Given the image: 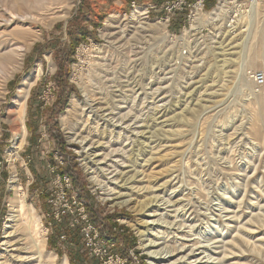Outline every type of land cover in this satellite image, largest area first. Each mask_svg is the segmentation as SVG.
I'll return each mask as SVG.
<instances>
[{"label":"rangeland","instance_id":"1","mask_svg":"<svg viewBox=\"0 0 264 264\" xmlns=\"http://www.w3.org/2000/svg\"><path fill=\"white\" fill-rule=\"evenodd\" d=\"M130 1L48 0V17L37 24L28 23L30 28H35L33 31L38 39L26 52L22 69L7 81L5 90L0 96V122H2L0 123V255L3 251L5 223L11 199L21 197L27 207L34 210L42 225L41 228L46 229L49 223L46 214L50 208L46 205L44 197L52 183V169L58 167L61 170L74 166L77 176L101 214L102 219L98 225L103 226V229L123 230L124 233L118 232V235L128 236L131 242L130 249H133L138 259L137 264H149L148 255L140 248L141 237L137 230L139 223L147 218L144 210L142 212L130 205L119 204L121 200H111L107 197L97 180L92 178L93 175L83 165L82 146L76 143L77 141H71L68 130L61 124V117L73 99L86 98L83 89L90 95L102 94L105 100H111L114 96L113 91L120 85H129L126 88L129 90L132 87L135 90L140 89L135 95L129 91L125 92V103L115 104L119 105L116 109L123 107L122 112H127L130 116L121 124L123 127L129 126L127 129L129 133L120 135L118 132L122 129L119 127L114 129L104 124L99 127V132H105L103 137H96L101 140L104 148L100 152L109 154L108 159L111 158L108 163L111 167L104 166L106 171L103 170L98 174V179L103 184L109 174L106 168H109V171H129L128 176H136V172L141 170L144 159H149L153 153L155 155L159 151L160 140L166 141V136L161 139L162 135L147 134L146 137L149 136L150 139L145 142L146 147L143 152L137 154L135 151L140 147L137 145L140 136L131 135L135 133L136 127L144 131H167L164 134L167 135V162L158 161L150 166V169L154 168L161 174L167 170V180L174 176L167 186L168 189L157 193L160 202L158 207L152 209L155 213L152 219L159 217L157 218L159 223L167 226V235L168 232L176 231L170 227L172 224H174L172 227L178 228L179 225H183V220L187 219L188 224L189 220L201 219L202 225L212 226L214 237L218 236L216 238L219 240L221 237L222 240H230L235 235V230L222 231L227 222L223 219L224 215L229 212L222 213L221 216V207H227L232 211L236 209V203L240 200L247 203L249 200L250 202L253 200V203L259 200L260 206L264 205V127L262 123H255V120H252L261 109L260 99L264 96V87H257L250 76L253 72L264 74V57L259 58L256 55L257 50L264 49V0L261 2L259 16L251 15L252 0H228L219 17L213 18L211 12L224 2V0H215L212 9L207 10L204 7L200 13L205 19H200L199 15L195 17L196 11L187 8L168 22L165 11L162 18V13L161 16H157L152 9L150 14L147 12L145 19L132 20L131 15L136 8L140 7L144 10L147 8L143 3L130 5ZM24 10H27V6ZM116 11L119 16L113 21L117 23H114L110 29L107 20ZM73 25L84 27L87 35L84 38L80 35L76 37L73 33ZM16 30L14 25L0 27V49H3L1 54L10 50L11 43H17L16 38L12 36ZM71 31L75 36L74 39L70 36ZM6 34L10 35V42L4 37ZM74 44L73 60L68 64V85L76 91L56 118L54 112L58 108L61 90L55 79L60 61L69 58L68 54ZM230 47H234L227 52L228 58L233 59L228 67L231 71L227 68V73L224 74L219 71L223 63L218 61L223 58L221 55L223 49L225 48L226 51ZM65 62L68 63L67 60ZM38 65H41L42 75L31 89L27 100L26 142L15 149L10 125L4 119L9 109L13 107L19 86ZM134 80L137 83L130 86ZM213 84H216L213 90L207 88ZM222 84L225 86L220 88ZM150 87L162 88L158 91L157 98L152 96ZM214 91L217 95L209 97V93ZM139 92L144 94L136 98ZM188 93L191 94L189 98ZM207 97L211 99L210 103L200 102L201 105H206V108L196 106L197 100ZM178 113H184V116L176 117L175 114ZM103 125L105 130H101L104 129ZM92 126L96 127L97 124L92 123ZM253 129L261 130L260 136L256 139L253 137ZM185 130H188L187 136L177 135ZM192 138H195L194 142ZM60 145L64 146L65 154L61 152ZM171 173L173 175L170 177ZM110 175L113 174L108 176ZM196 184L199 186L197 187ZM144 186L151 189L147 184ZM77 188L82 193V188ZM152 191L146 190L141 199L151 196ZM86 201L89 203L87 199ZM229 202L235 203V207L230 208ZM182 207L190 208V216L189 213L184 216L176 212ZM210 208L212 210L214 208L212 220L208 218ZM158 209L160 211H157ZM194 212L202 215L198 218ZM247 212L243 209L241 213L242 224L250 218ZM55 225L58 224H53L46 233L47 241L43 253L45 264L48 254H57L48 249L49 239L53 240L56 233ZM35 231L36 228H33L31 235L34 236ZM167 235L156 236L155 232L153 236L149 234V237H155L159 243H164L168 239L174 240L173 234L168 237ZM58 243L62 246L64 254L62 256L58 254L59 258H56L53 264H66L65 260L67 264L68 262L72 264L66 243L61 242L60 239ZM216 245L220 246L221 243ZM32 255L34 256L32 260L14 261L13 264H39L38 254Z\"/></svg>","mask_w":264,"mask_h":264},{"label":"bare ground","instance_id":"2","mask_svg":"<svg viewBox=\"0 0 264 264\" xmlns=\"http://www.w3.org/2000/svg\"><path fill=\"white\" fill-rule=\"evenodd\" d=\"M227 2L228 0H224V2H222L219 5V7H216V9H214L213 12H211V16L213 18L219 17L220 13L227 6ZM250 2L252 3L251 15L259 16L261 12L262 0H252ZM47 5H48V0H0V27H3V26L11 27L14 25L15 28H17V30L14 31V33L12 34V36L16 38L17 43H11L10 50L7 53L1 54V51L3 49H0V96L3 94L5 90V85L7 81H9L12 77H14V75L17 72H19L22 69L23 58L26 52L31 48L34 41L38 39L37 34L33 31L35 28H32V27L30 28L28 26V23L37 24L39 21L43 20L45 17H48L49 14L47 13V11L49 12V9ZM26 6H27V10H24V7L26 8ZM146 15H147V9L144 10L138 7L133 11L131 15V19L132 20H138V19L142 20L146 18ZM118 16L119 14L116 11L112 13L110 17L108 18L107 25L109 26L110 29L114 23H117V22H114L113 20L114 19L116 20ZM199 17L200 19H203V18L205 19V17L200 15V13H199ZM46 21H48V19ZM9 36H10L9 34L4 35V37L6 38L8 42H10ZM232 48L234 47H230L226 49V51H225V48L224 49L222 48L224 50L221 53L223 58L219 60L218 63H221V62L223 63L220 65L221 69L219 68L220 69L219 71L223 72L224 74L227 73L226 69L230 67L233 61L232 58H228L229 53H227L229 49L231 50ZM232 53H234V51ZM256 55L259 58L260 57L263 58L264 49L257 50ZM229 71L231 70L229 69ZM41 75H42V68H41V65H38L36 69L33 71V73L28 78H26L23 81V83L19 86L17 93L13 100V107L9 109L7 117L4 119V121L8 122L10 125L11 132L13 134V141H14L15 149L20 148L26 142L27 127L25 124V116H26V110H27V100L29 98L31 89L36 84V82L40 79ZM133 83H137V81L134 80V82L130 83V86ZM215 85L213 84L207 88H210L211 90H213ZM223 86L225 85L222 84L220 88ZM128 87L129 85L118 86V89L113 91L114 96H112L111 100H105V96H102V94H99L101 96H97V93L96 95H90L87 90L83 89V94L85 95L86 98L84 100L83 99L79 100L77 98L73 99L68 109L61 117V124L64 129L68 130L69 135H70L69 138L71 139V141H74V142L77 141L76 143H79L82 146L81 156H82L83 165H85L88 168V170L90 171L89 173L93 175L92 178L94 180H97L98 185L105 191V194H107V197L111 200H121L119 204L126 205V206L130 205L133 208L140 209V211L142 212L144 210V213L146 214L145 216L147 218L146 219L144 218V220L141 219L142 221L139 223L137 230H138V234L141 237L140 248L145 254L148 255L149 264H264V232H263L264 230V205L260 206L261 203L259 200H257L258 198H256L257 203H253V200L252 202H250L249 199H248L249 200L248 203L244 202V200H240L239 202L237 201L236 209H232V211H230V209L227 207L225 208L221 207L220 209L221 216H222V213L229 212L228 214L224 215L225 217L223 219H225L227 222L226 223L224 222L225 227L224 229H222V231L224 232L226 231V229L235 230V235L230 240H227V239L222 240L223 237H221V239L219 240V238H216L218 236L214 237L213 236L214 229L212 228V226H209L208 224L206 226L202 225L201 221L203 220L201 219L196 220V221L189 220L190 223L187 224L186 221L188 220L185 218L186 220L182 221L184 222L183 225L182 226L179 225L178 228L172 227L174 226V224H172L170 227L176 231L168 232V235H167V226H163L162 224L159 223V220H157V218L159 217H157L156 219H152L155 217L154 215L155 213L152 212V209L155 207H158V203L160 202L159 195H157V193L166 191L168 189L167 186L172 182V179L174 178L173 176L172 179L170 178L169 180H167V170L166 171L164 170L165 172L161 174V172L155 171L154 168L150 169V166L153 163H156L158 161L165 162V163L167 162V135H164L167 133V131L160 130V132H155L154 130L152 132V130H147V131L140 130L139 127H136V129L134 128L136 131L135 133H131V135L140 136L139 139L137 138L138 139L137 145L140 146L137 149V151H135L137 154H140L141 151L143 152L144 147H146L145 142L150 139L148 138L149 136L146 137L147 134H159V136L162 135L163 137H160L161 139L166 136V141L165 139L163 141L160 140L159 149H158L159 151L156 152L155 155L153 153L149 159H144V163L141 165V170L136 172V176L134 177L128 176L129 171H126V172H123L122 170L121 171L120 170L109 171V168H106L109 174H113V175L108 176L109 174H107L108 178H106L107 179V181L105 182L106 184L105 183L103 184V182L100 179H98L99 177L98 174L101 173L103 170L106 171L104 166L107 167L108 165V167H111V164H108L110 163L109 161L111 160V158L108 159L109 154L100 152V150H104V148L101 143V140L96 139L97 136L103 137V135L105 134V132H99V129L101 128V124L112 127L114 129L119 127L120 129H122L121 132H118L120 135H122L123 133H129V130H127L129 129V126L125 127L126 126L125 125L123 127L121 124H123V122L129 119L130 116L129 114H127V112L126 113L122 112L123 107H118V109H116L117 108L116 106H119V105H115L116 102L120 104L125 103V100H124L125 92L129 91L132 93V95H135L137 94V90H140L139 88L135 90L134 87H132L130 90L126 89ZM160 87H157L155 89H153L152 87L149 88V90H151L152 92V96H154L155 98L158 97V91L162 89ZM138 94L139 95H136V98L142 96L144 92L143 93L139 92ZM210 95L215 96L217 95V93L215 91L212 93L210 92L208 96L210 97ZM187 96L189 98L191 94L188 93ZM210 101L211 99L208 97L205 99L197 100L196 106L199 105L200 107L206 108V105H201L202 103L200 104V102L210 103ZM260 102H261V109L254 116L252 115L253 116L252 120L254 119L255 123H262V126L264 127V96H262V98L260 99ZM184 113H178V114H175V116L176 117L184 116ZM168 117L169 116H167V118ZM1 121L3 120L1 119ZM92 123L97 124V126L93 127ZM104 125L102 127L104 129H101V130L106 129ZM252 131H253L254 139L258 138L261 134L260 132L261 130L259 129H253ZM177 135H179L180 137H185L188 135V130H185L184 132L183 131L179 132L177 133ZM192 140L194 142L195 138H192ZM228 165L229 164H227V166ZM243 173L245 175V172ZM172 175L173 174L171 173L170 177ZM103 176L104 175H102V177ZM164 179L166 180L162 182V180ZM201 182H202V179H201ZM144 184H147L148 187H151L150 190H153V191H152L151 196L144 198V199L142 198L143 199L142 200L141 196L143 195V193L146 190L150 191L148 188L144 186ZM239 184H240V181H239ZM188 194H191V193H188ZM168 203H171V202L168 201ZM229 207L234 208L235 203L229 202ZM201 208H202V205H201ZM243 209L248 211L247 213L250 215V218L245 223L242 224L243 215L241 213ZM213 210L212 208H210L209 209L210 212L208 211L210 214L208 215V218H211V220H212ZM257 210L258 212H256ZM157 211H160V209H158ZM176 212L177 213L180 212V214L184 216L187 213H189V216H190V208H187V207L186 208L182 207L181 209H177ZM202 212L203 211H201V213ZM201 213L199 214L195 213L196 217L199 218L202 215ZM193 222H195L196 224ZM41 226L42 225H40L39 219H37V216L34 210L31 208H28L24 200L21 197L16 198V199H11L10 204H9L7 221L5 223V236L3 237V243H2L3 251L1 252V255H0V260H1L0 264H13L14 261L32 260L34 257L32 254H38L37 259L39 260V264H45L43 253L45 252V244L47 241V237H46L47 230L46 229L43 230ZM33 228H36L34 236L31 235L32 233L31 231L33 230ZM162 229H166V230H162ZM155 232H156V236L157 235L159 236L160 234H162V235H167L168 237L169 235L173 234L174 240L168 239V241L164 243H159L158 239H155V237L151 238V236H153ZM180 233H184V234L181 235ZM149 234L151 235L150 237H149ZM217 243H221V245L220 246L216 245ZM162 244H164V246H162ZM23 254H30L31 256L23 257L22 256ZM46 258H47L46 259L47 263L53 264L54 260L56 259V255L48 254ZM65 263L67 264V260H65Z\"/></svg>","mask_w":264,"mask_h":264},{"label":"built area","instance_id":"3","mask_svg":"<svg viewBox=\"0 0 264 264\" xmlns=\"http://www.w3.org/2000/svg\"><path fill=\"white\" fill-rule=\"evenodd\" d=\"M206 3L207 0H167L164 6L167 22L187 8H193L196 11L195 17H197L206 7ZM153 8V5L147 7L148 14ZM251 78L257 87L264 86L263 73L253 72ZM52 173V183L45 200L50 208L46 214L49 219L48 227H46L47 233L53 224H67L71 230L79 232L83 249L95 260L94 264H137L138 259L133 249L126 250L123 244L114 239V235L118 232L124 233L123 230L103 229V226L95 224L88 211V203L82 197L81 190L74 185L73 177L62 173L58 167L52 169ZM59 239L61 242L68 243L64 232L61 233Z\"/></svg>","mask_w":264,"mask_h":264},{"label":"trees","instance_id":"4","mask_svg":"<svg viewBox=\"0 0 264 264\" xmlns=\"http://www.w3.org/2000/svg\"><path fill=\"white\" fill-rule=\"evenodd\" d=\"M193 1V0H190ZM215 6V0H207L206 3V8L207 10L212 9ZM183 17V16H182ZM183 22V21H181ZM177 28V26H175ZM74 32L76 34V37L78 35H80L81 37L84 38V36L87 35V33H85V28L82 26H74ZM70 36L73 37L74 39V35L72 34V31L70 33ZM82 38V39H83ZM74 47L75 44L73 45L72 49L70 50V53L68 54L69 58H65L62 60V62L60 61L59 63V67H58V72L56 75V79L59 83V87L61 90V94L59 95V100H58V105H57V109L54 112V117H58L59 114L64 110V108L67 105V100H69L70 96L75 93V89L71 88L68 84V75H69V62H71L73 60V56H74ZM65 60L68 61V63L65 62ZM56 128H58V126L56 125ZM59 140V139H58ZM61 152L65 154L64 150V146H61ZM62 173L65 174H69L73 177V182L74 185L76 187H80L82 188V196L84 198H86L88 200V211L90 213V216L92 218V220L94 221L95 224H98L101 221V214L97 211L96 207H95V202L93 200V198L88 194L84 184H82V182L80 181L79 177L77 176V170L74 166H69L67 168H62L60 170ZM45 200L47 198V194L44 197ZM114 220V218H112ZM55 236L53 238V240L49 239L48 242V249L51 251L56 252L57 254H59L60 256H62L64 254V251L62 250V246L58 243L59 237L61 235V233H66L67 235V239H68V243H66L67 245V252L68 255L71 259L72 264H94L95 260L91 257H88V255L86 254L85 251H83V246H82V241L79 235V232L77 230H71L67 224L64 225H55ZM114 239L123 244L124 247L127 249L131 248V242L129 241V238L127 235L125 234H116L114 235Z\"/></svg>","mask_w":264,"mask_h":264},{"label":"crops","instance_id":"5","mask_svg":"<svg viewBox=\"0 0 264 264\" xmlns=\"http://www.w3.org/2000/svg\"><path fill=\"white\" fill-rule=\"evenodd\" d=\"M144 1V2H143ZM167 0H131L130 1V5L132 4H137V3H143L146 5V8L147 7H150V5H153L154 8L152 9L153 10V13H155L157 16H161V13H162V16L165 14L164 13V6H165V2ZM84 251V249H83ZM56 258L58 259L59 258V255L56 254ZM68 261H69V257H67Z\"/></svg>","mask_w":264,"mask_h":264}]
</instances>
